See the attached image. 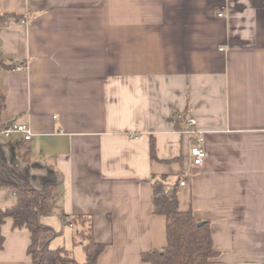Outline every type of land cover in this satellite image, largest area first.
Listing matches in <instances>:
<instances>
[{
	"label": "crops",
	"instance_id": "obj_1",
	"mask_svg": "<svg viewBox=\"0 0 264 264\" xmlns=\"http://www.w3.org/2000/svg\"><path fill=\"white\" fill-rule=\"evenodd\" d=\"M0 9L20 16L0 27V52L22 65L0 70V129L32 131L0 136V153L35 188L60 182L44 224L73 241L74 217L90 215L105 244L98 264H150L143 254L167 244L152 177L180 176L179 208L210 224L219 263L264 264V0H0ZM189 118L203 132V165ZM0 180L14 183L1 163ZM17 199L0 185V209ZM0 237V264H32L27 229L5 217Z\"/></svg>",
	"mask_w": 264,
	"mask_h": 264
},
{
	"label": "trees",
	"instance_id": "obj_2",
	"mask_svg": "<svg viewBox=\"0 0 264 264\" xmlns=\"http://www.w3.org/2000/svg\"><path fill=\"white\" fill-rule=\"evenodd\" d=\"M12 18L20 20L19 15L4 13L0 9V27L8 25ZM19 65L21 64L6 62L0 52V70L12 69ZM5 107L6 95L0 90V121ZM155 149V141L152 140L151 155L154 158ZM0 163L14 180V183L0 180V185L13 188L18 195L14 206L0 209V224L5 217H10L14 229H27L30 232L28 254L32 258V264H98L105 244L95 239L93 218L90 215L74 217L73 242L83 247L84 262H79L73 253L64 247L50 246L59 232L44 224L41 219L56 211L61 197L60 182L48 181L38 189L24 182L11 169L1 153ZM180 180V176L167 174L152 177L153 211L166 218L167 244L145 252L142 258L150 264H220L210 224L198 219L192 209L183 211L179 208ZM0 244L2 246L1 237Z\"/></svg>",
	"mask_w": 264,
	"mask_h": 264
},
{
	"label": "built area",
	"instance_id": "obj_3",
	"mask_svg": "<svg viewBox=\"0 0 264 264\" xmlns=\"http://www.w3.org/2000/svg\"><path fill=\"white\" fill-rule=\"evenodd\" d=\"M220 16L223 15L222 12L219 13ZM22 66L19 65L16 68H21ZM185 131L187 133H191V134H196L197 135V143L194 144L191 147V153L192 156L194 158V163L196 165H203L205 162V159L207 157V151L205 150L204 146L202 145L203 141H204V137H203V132L196 129V121L194 118H189L187 121V126ZM22 133L24 135V138L26 140L31 139L32 137V131L30 129V127L26 124H17V123H7L5 124L1 129H0V136H10L12 133ZM186 182L182 181L181 185H185ZM71 226H73V224H70ZM0 249H1V244H0Z\"/></svg>",
	"mask_w": 264,
	"mask_h": 264
},
{
	"label": "rangeland",
	"instance_id": "obj_4",
	"mask_svg": "<svg viewBox=\"0 0 264 264\" xmlns=\"http://www.w3.org/2000/svg\"><path fill=\"white\" fill-rule=\"evenodd\" d=\"M60 229H62L61 225H60L59 230H58V231H60V233L53 239V241L51 243V245H52L51 247L52 248L66 247L69 250L73 249V248L79 249V248L74 247L73 241L71 240L70 231L68 232L66 230V228L63 229V231H61Z\"/></svg>",
	"mask_w": 264,
	"mask_h": 264
}]
</instances>
